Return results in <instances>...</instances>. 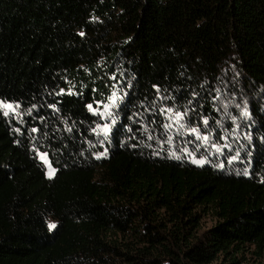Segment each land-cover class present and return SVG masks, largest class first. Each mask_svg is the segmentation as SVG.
<instances>
[{
  "label": "trees",
  "instance_id": "16d2710c",
  "mask_svg": "<svg viewBox=\"0 0 264 264\" xmlns=\"http://www.w3.org/2000/svg\"><path fill=\"white\" fill-rule=\"evenodd\" d=\"M248 256L264 0H0V264Z\"/></svg>",
  "mask_w": 264,
  "mask_h": 264
},
{
  "label": "rangeland",
  "instance_id": "374dc122",
  "mask_svg": "<svg viewBox=\"0 0 264 264\" xmlns=\"http://www.w3.org/2000/svg\"><path fill=\"white\" fill-rule=\"evenodd\" d=\"M6 111L10 112L9 109H6L4 108ZM41 156H44L46 158V161L45 160H42L41 159ZM38 159L39 161L43 164V167L45 169V175L47 178H52L55 174V170L54 168L51 166V164L49 163V160L47 158V155L44 154V153H38ZM50 173H53L51 176H50ZM244 264H264V256L261 260H257L256 258L252 257V256H248L247 257V260L244 262Z\"/></svg>",
  "mask_w": 264,
  "mask_h": 264
},
{
  "label": "snow or ice",
  "instance_id": "6c2138e0",
  "mask_svg": "<svg viewBox=\"0 0 264 264\" xmlns=\"http://www.w3.org/2000/svg\"><path fill=\"white\" fill-rule=\"evenodd\" d=\"M113 103L115 104V100H113ZM4 108H6V109H9L10 110V112H15V107L12 105V104H3L2 105ZM18 107V106H17ZM92 106L91 105H89V108H91ZM4 115H9V112H5V113H3ZM181 118V116H180V114H177V119H180ZM204 123L205 124H207L208 123V121H204ZM33 131H35V129H33ZM104 131L105 132H107L108 131V129L107 128H105L104 129ZM197 131V129H193V132H196ZM204 140H205V142H207V137H204L203 138ZM41 159L42 160H45V162H47L46 161V158L44 157V156H41ZM197 163H203V161H197ZM53 173H50V176L52 175Z\"/></svg>",
  "mask_w": 264,
  "mask_h": 264
}]
</instances>
